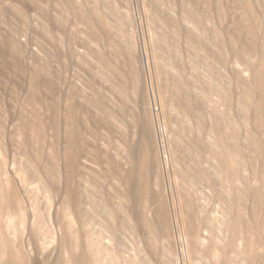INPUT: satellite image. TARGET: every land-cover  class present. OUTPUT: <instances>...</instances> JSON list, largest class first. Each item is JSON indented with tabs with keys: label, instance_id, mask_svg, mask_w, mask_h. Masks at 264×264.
<instances>
[{
	"label": "rangeland",
	"instance_id": "rangeland-1",
	"mask_svg": "<svg viewBox=\"0 0 264 264\" xmlns=\"http://www.w3.org/2000/svg\"><path fill=\"white\" fill-rule=\"evenodd\" d=\"M262 83L264 0H0V228L14 224L39 264L63 258L58 219L80 224L61 201L76 104L82 134L71 184L83 191L81 220L112 226L99 253L109 264H221L222 256L264 264L255 206L264 164L253 144L264 147L254 115L264 108ZM221 145L239 165L234 182L222 179ZM132 168L138 199L119 183ZM8 182L20 209L3 198ZM88 197L112 214H94ZM236 212L258 241L255 260L243 258L241 239L236 252L227 247Z\"/></svg>",
	"mask_w": 264,
	"mask_h": 264
},
{
	"label": "bare ground",
	"instance_id": "bare-ground-1",
	"mask_svg": "<svg viewBox=\"0 0 264 264\" xmlns=\"http://www.w3.org/2000/svg\"><path fill=\"white\" fill-rule=\"evenodd\" d=\"M262 55H263V53H262ZM262 85H264V83H262ZM91 101L93 102L94 100L92 99ZM95 102L96 103L99 102L98 99H95ZM93 104H95V103L93 102ZM263 109H264L263 106L261 104H259L258 106H256L255 111H254V115H256V119L259 122L264 121ZM75 115H76V104L72 105V107L70 108V116L72 119V123L69 124L68 126L66 125L67 126L66 140L68 143V146H66V147H68V148H66L67 150L65 149V151H66V153H65L66 166L64 168L65 173L63 174L64 180L61 182L62 183L61 201L64 203L65 206L67 204L71 205L72 211L70 213L74 214L75 218L78 220V222L80 224H79L78 228H75V223L72 222L73 219L70 221V223L72 222L74 225H72L70 223L68 225L63 224L64 222H62L61 220L58 219V225L61 226V228L64 231L63 236L61 235L62 237H61V239H59L60 240L59 241V248H60V250L64 251L65 254L63 255V258H61V259L59 258L57 260L56 264H107V263L109 264V262L112 261L113 259L110 258L111 260L109 261L107 259V258H109L107 256V253H106V255H105V252H103L104 255H99V253H100V251H103V249H105V250L107 249V246L104 242L105 238H107L105 231L111 230L112 226H111V224H109L107 222V220L104 223H103L102 219L95 221L94 216H92L90 220L87 219V220H89L87 222L83 219L81 220V218L84 217V214H83L84 208L81 206V202H83V200H82L83 191L80 188V186H77L76 184L75 185L71 184V183H73V179H74V163L77 160V158L79 157V152L76 149H78L77 145H78L79 139L81 138V134H82V132H81L82 129H81L80 125L76 124V121L74 120ZM263 132H264V128H263ZM39 133L41 134V132H39ZM253 144H254V149H255V156L256 157H262V162L264 164V147H262L260 145L258 139H254ZM130 151L132 152L133 149H130ZM109 156L107 158V164L109 167V169L107 170L108 172L106 174V180L107 181H110V179L113 178V174H114L113 169H112V159ZM216 157H217L218 161L223 165V167H225L224 171H223L224 175H223L222 179L224 181H227L228 183L234 182V180L236 179V176L239 175L240 168H239L238 164H231L230 163V160H231L230 155L228 154V150L224 145H221L220 149H218L216 151ZM263 172H264V170H263ZM134 174H135V169H133V168L130 169L126 173V175H124L120 179L119 183L121 182V185L125 187V192L130 194L133 197V199H138L141 193H140V190L133 183L134 176H135ZM141 174H142V172L140 173V175ZM104 179H105V177H104ZM82 183H84V182H82ZM260 184H261L260 187H258L256 189L257 202L255 203V206L259 207V210H260L259 212L261 213V215L264 219V179H261ZM115 191H116V189H115ZM2 194L3 193H0V196H2ZM3 198H5L8 201V203L10 204V207H12L11 208L12 210L14 208L15 209L21 208V201H20V199L17 198V192L11 183L8 184L7 192H6V194L3 195ZM88 201H89V197H88ZM87 204L90 205L89 207L92 209L94 214L95 213L96 214H104L105 217L112 214L111 210H110V206L108 205L107 202L101 204V203H94V202L91 203L89 201ZM138 206L139 205L137 203V200L132 203L131 215H130L131 218H134L135 216L139 217ZM113 212H115V211L113 210ZM114 214L116 216L118 215L117 212H115ZM21 215H22V212H21ZM19 218L22 219L23 224L26 223L25 222L26 218L24 217V215H22ZM42 219H43V217H42ZM55 219L56 218H54V220ZM117 220H120L123 223L125 222L124 218L120 219L119 217H117ZM121 222H120V224L122 226L123 223H121ZM43 223H44V226H41V225L40 226H41V228H44L43 230H45V232H46L45 234L47 235V238H48V236H50V234H51L52 228L50 229V226H48V222H46L44 219H43ZM243 223H244V219H243L241 212H236L234 214V216L229 220V222L226 225L227 232L230 234L229 240L227 242V247L229 250L236 252L237 240L241 239L243 241V250L241 251V255L243 256L244 259L252 261L254 259V255L256 253L254 250V248H255L254 246H255V244L258 243V241H256V239H253L249 236L250 231L248 228L244 227ZM262 223L264 226V222H262ZM5 224H6L5 229L0 228V236H1V238H0V264H39L37 260L32 259L30 257V253H29L30 251H28V249H29L28 244L24 242L25 240L22 237L20 239H17V232H15V230H14V229H17V227L12 223H5ZM96 225H99L102 228L97 229ZM81 228H82V232H81ZM85 228H86V230L84 231ZM134 229L138 230V225L134 226ZM6 231H8V232L11 231L13 234L12 236H15V238H13L12 240L5 238L4 233H8ZM81 233H83L87 238L86 245H84L83 243L80 244V242L78 243V239H79ZM31 234H34L33 237L39 243V241L41 239L39 237V234L36 233V231H32ZM47 238H46V240H47ZM48 241H49V239H48ZM44 243H45V241H43L40 244L43 245ZM32 250L38 251V247L36 245H33ZM62 251H61V253H62ZM61 253H60V255H61ZM261 253H263V252H261ZM108 254H109V252H108ZM111 255H114V254H111ZM109 256H110V254H109ZM242 256H241V258H242ZM104 258H106L107 263H101V262H103ZM115 259H116V257L114 258V261H115ZM133 260H134V258H131L128 261L130 262ZM260 262H262V261H260ZM111 263L113 264V262H111ZM221 264H226V258L223 256H222Z\"/></svg>",
	"mask_w": 264,
	"mask_h": 264
}]
</instances>
